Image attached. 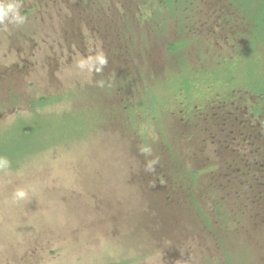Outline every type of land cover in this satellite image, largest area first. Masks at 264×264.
<instances>
[{"label":"rangeland","instance_id":"rangeland-1","mask_svg":"<svg viewBox=\"0 0 264 264\" xmlns=\"http://www.w3.org/2000/svg\"><path fill=\"white\" fill-rule=\"evenodd\" d=\"M163 1L169 8L173 2ZM243 2L246 12L264 27V0ZM71 3L39 2L24 15L21 26L32 35L36 51L47 48L41 54L52 61L60 55L50 48L55 45L52 39L65 33L62 19L73 15ZM158 3L154 0L152 6ZM189 6L199 14L209 12L200 0ZM129 25L134 26L133 21ZM7 30L0 33V60L6 59ZM254 36L248 33L253 43L246 52L238 47L207 49L205 38L192 36L188 43L198 42L200 48L180 49L174 57L162 52L155 56L148 43L151 48L140 54L142 73L136 77L133 65L96 73L89 63L78 67L82 53H62L66 64L19 69V84H1L0 158L8 163L0 166V264H264V224L252 229L254 222L264 220V203H257L264 188L261 192L252 187L257 182L264 186V174L256 171L264 159L253 154L254 148L242 149L249 155L246 162L227 160L217 167V179L231 182L232 191L209 183L210 177H199L200 185L215 193L210 200L190 201V195L164 175L173 168L164 160L169 152L181 151L198 162L204 157L200 149H182L173 135L190 111L191 132L212 140L191 107L209 99L231 73L232 91H264V45L256 47ZM174 40L175 34L170 37ZM183 68L179 83L172 81L175 91L170 95L168 76ZM187 69L195 76L192 84ZM217 69L223 71L218 83ZM155 87L163 92L162 98L154 96ZM224 95L219 91L211 100ZM259 102L264 105V99ZM158 108L164 114L155 111ZM26 124L36 129L24 133ZM19 151H27V156L20 160ZM15 152L17 158L12 156ZM233 169L235 180L229 175ZM183 176L188 182L190 176ZM136 177L142 184L130 180ZM194 184L188 183L199 193ZM142 186L156 196L143 195L137 188ZM18 190L25 192L23 198L16 197ZM134 195L147 201L141 214ZM106 215L113 216L108 223L102 221ZM141 220H147L148 227Z\"/></svg>","mask_w":264,"mask_h":264},{"label":"flooded vegetation","instance_id":"flooded-vegetation-1","mask_svg":"<svg viewBox=\"0 0 264 264\" xmlns=\"http://www.w3.org/2000/svg\"><path fill=\"white\" fill-rule=\"evenodd\" d=\"M53 1L56 3L58 0H20L21 12L25 15L39 2H46L48 5ZM72 1L70 10L73 11V15L62 19L65 33L56 35L52 39L55 45L50 48L60 54L53 61V58L46 53L41 54L47 48L38 54L35 49L37 44L23 26L20 25L19 29L15 30V26L10 25V29L15 30L10 34V29L7 30L9 25L7 27L0 25V33L7 30L6 33L9 34L6 38L8 48L4 52L6 59L0 60V84H19V80H23L21 76L19 77V69L45 68V65L49 68L52 64H66L68 58H60L62 53H82L84 61L96 69V73L106 67L124 70L133 65L137 69L134 76L136 77L142 73L140 54L151 48L148 43L153 44V52L157 57H159L157 53L161 52L174 57L175 52L180 49H199L200 43L194 41L188 43L187 39H191L192 36H198L199 40L205 38L208 42L207 49L218 47L222 51L229 49L236 51L238 47L239 51L246 52V47L250 48V44L253 43L248 42V33H254L256 47L264 45V27H259L258 20L246 12L243 0H200L205 3L209 11L202 14L195 12L189 6L193 0H173L170 8L163 0H159L156 7L152 6L154 0ZM234 1L237 9L233 10L231 6L235 4ZM129 21H133L134 26H130ZM173 34L176 35V40L171 42L170 37ZM100 54H103L107 60L102 67L95 59ZM226 62L228 63L229 60L225 59ZM203 75L199 77L205 82ZM232 75L231 73L228 81L231 80ZM196 86L200 85L196 84ZM236 90L230 92L235 100L225 99V96L218 98L224 107L241 109L244 113L240 115L243 120L236 122L235 126L240 128L244 121L252 122L264 118L262 110L259 113L255 112L259 107L256 99L258 96L255 97L254 92L248 90L246 95L244 91L243 94L235 97ZM215 93L216 91L212 96ZM211 97L205 99L203 107ZM200 98L204 100V95ZM183 103L185 105V101ZM198 107L199 105H194L191 108L198 111L200 116H210L212 126L216 128V115L203 110V107ZM185 114L188 116L192 113L186 111Z\"/></svg>","mask_w":264,"mask_h":264},{"label":"trees","instance_id":"trees-1","mask_svg":"<svg viewBox=\"0 0 264 264\" xmlns=\"http://www.w3.org/2000/svg\"><path fill=\"white\" fill-rule=\"evenodd\" d=\"M217 72L221 73L223 71L220 69H217ZM231 82H233L232 78L230 81H228V83H222L220 86H224L225 89L224 91H221L219 88V90L217 89L218 92L220 91V93H222L223 95L225 94V92H231L234 87V83L232 85ZM174 91H175L174 87H172L171 92L173 93ZM262 92L264 93V91H261L260 93L256 92V95L259 98L264 99V94ZM172 93H170V95H172ZM241 94H243L241 90L235 91V97H238ZM224 96H225V99H228V100L236 99L232 97L230 93H226ZM259 98L257 100L259 107L257 108L258 110L255 111L256 113H259L261 110L264 111V105L260 104ZM42 102H43V99H41L40 103ZM164 104L167 105L166 103ZM203 110L216 115V118H215V122L217 125L216 128L212 126V121H211L210 116L208 115L200 116V118L202 119L204 129L207 131V133H210L212 135V140L216 141L217 143H220L221 145H216L215 143H213L211 139L205 138V136H202V135H196L193 132H191L190 128L188 127V124L189 122H191L192 118L186 116L185 120L187 122L185 123V129L177 128L173 137L175 138L177 142H180L182 149H187V148L200 149L204 157L202 158V160H200V162H198L194 160L193 158L189 157L188 155L185 156L184 154L181 153V151L175 154L172 152H169L164 157V160H166V164L173 166V168L168 169L166 171L167 173H165L164 175L169 176L170 180L172 181V183H174L175 187H177L178 189H182L184 192H187V194L190 195V198H188L190 201H192L191 199L194 200V197L195 198H207L209 200L211 199V195L215 197V193L210 190V187L204 188L200 185V182H199L200 176L210 177L213 180H210L209 183L219 185L220 188L225 192L232 191L231 182L224 181L222 179H217L216 177L218 175L217 167L223 164V162H227V160L236 161V162L237 161L246 162L249 155L243 153L242 149L254 148L253 154L256 156L261 155L262 158L264 159V118L259 119L258 121L254 120L252 122L244 121L241 123L240 128H237L235 126V123L241 122L243 120V118L240 116L244 114L241 109H229L228 107H224L221 101L217 99L216 101H212V100L207 101L206 105L203 107ZM155 111L164 114V111H162V109L160 108L156 109ZM65 112H68V111L66 110ZM40 118L42 117L40 116ZM42 121L43 123L46 122V120H44L43 118H42ZM26 125L27 127L23 129L24 133L25 131L26 133L29 132L31 128H35L32 124L31 125L26 124ZM249 137L254 138V139L249 140ZM12 156L13 158L15 157L17 158L18 154H16L15 152L13 153ZM26 156H27V151L26 152L19 151L20 160L21 158L26 157ZM256 171L264 174V165L261 168L256 169ZM135 174L137 173H133L132 175H135ZM146 174L151 175V173H146ZM170 174H173V176ZM236 174H237L236 169L231 170V172L229 173L230 177L233 180H235ZM183 175L190 176L188 177L189 179L188 182L184 180L187 177H184ZM149 177L150 176H148V179ZM159 177L161 180L165 179V177L162 175H160ZM130 180H132L133 182H139L141 184L143 182L142 179L138 177L134 179L130 178ZM179 180H182L185 185L181 184ZM190 181H192V183H195L197 187L201 190L199 193H195L193 190V187L191 185H188ZM252 187L260 189L261 192L263 191V188H264V186H262V182H257L256 185L255 186L252 185ZM137 188L141 191L143 195L156 196L155 192H153L152 190H149L147 187L144 188L142 186L141 188L139 187ZM245 191H249V188H246ZM134 197L136 198L132 200L135 204L136 202H138L137 211H138V214H141L143 212L142 207L143 205H145L147 201H141L137 195H134ZM257 199H258L257 201L258 204L264 203L263 194H261L260 196H257ZM121 210L123 214V207L121 208ZM202 212L203 211H201V214ZM119 216L121 215L114 216V217H119ZM111 218H113V216L106 215L103 217L102 221L108 223L109 219ZM204 220H205V223L208 229L212 230L213 229L212 222L207 218H205ZM141 221H145V226L148 227V224H146L147 220H141ZM262 224H264L263 219L261 220V224H257V222H254L252 229L258 230L260 229ZM219 227H222V225L220 224ZM62 233L64 234V236L69 235L68 232L65 234L64 229L62 230Z\"/></svg>","mask_w":264,"mask_h":264},{"label":"clouds","instance_id":"clouds-1","mask_svg":"<svg viewBox=\"0 0 264 264\" xmlns=\"http://www.w3.org/2000/svg\"><path fill=\"white\" fill-rule=\"evenodd\" d=\"M21 3L20 0H0V25H13L20 26L23 25L26 21V17L21 12ZM99 66H103L107 63L106 58L103 54L98 55L96 58ZM88 65L87 61L81 60L78 63V67L81 69L85 68ZM99 70V68H97ZM7 161L0 158V166H6ZM18 198H23L25 192L23 190H18L15 194Z\"/></svg>","mask_w":264,"mask_h":264}]
</instances>
